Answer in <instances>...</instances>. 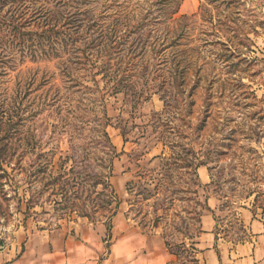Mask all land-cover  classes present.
Here are the masks:
<instances>
[{
    "label": "rangeland",
    "instance_id": "374dc122",
    "mask_svg": "<svg viewBox=\"0 0 264 264\" xmlns=\"http://www.w3.org/2000/svg\"><path fill=\"white\" fill-rule=\"evenodd\" d=\"M0 89L39 107L2 161L0 250L91 227L106 247L127 221L196 264L208 194L225 235L244 198L264 215V0H0Z\"/></svg>",
    "mask_w": 264,
    "mask_h": 264
},
{
    "label": "crops",
    "instance_id": "0c3cea01",
    "mask_svg": "<svg viewBox=\"0 0 264 264\" xmlns=\"http://www.w3.org/2000/svg\"><path fill=\"white\" fill-rule=\"evenodd\" d=\"M197 172L201 182H209L205 166ZM258 198L250 195L234 207V223L229 227L235 230L226 236L215 219L219 196L212 193L204 197L196 239L197 264H264V215L256 205ZM116 216L118 219V213ZM91 229L82 235L34 231L25 236L22 246L0 250V264H169L163 239L147 235L127 221L118 223L117 228L111 226L113 240L106 247L104 240L92 237ZM127 242L126 253L118 251Z\"/></svg>",
    "mask_w": 264,
    "mask_h": 264
},
{
    "label": "trees",
    "instance_id": "16d2710c",
    "mask_svg": "<svg viewBox=\"0 0 264 264\" xmlns=\"http://www.w3.org/2000/svg\"><path fill=\"white\" fill-rule=\"evenodd\" d=\"M1 91H4V90L0 89V171L2 172L0 176H4L5 174H7V172L2 167V161L6 160V158L8 157H11L14 154V151L17 149L16 148L17 146L13 144V140H18V141L22 140V137L20 135L22 134L23 131L20 128L21 127L20 125L22 124V122L24 121L26 117H29L32 114L36 113L39 107H36L37 104L35 106H32L29 109V114L25 115V113H23V110H27V109H25V107H21L20 105V102H19L21 98L20 94L8 96V94H5V93H3L2 95ZM105 138L108 140L110 151L113 152L114 146L111 145L109 141V137L105 135ZM172 154L169 156V158L172 157V159H179V157H181L180 159L182 160L183 155H181V153L173 152ZM107 186L109 187V185ZM93 187L96 188V185H93ZM131 191L132 189L128 185L127 192L130 193ZM107 195H108V198H106V201H104V204H106V206H110L113 200H115V194L110 191V193ZM76 196L79 197L78 195ZM117 202L118 201H116L115 203L118 204ZM114 208H116V206ZM113 212H115V209H113L111 214H113ZM109 229H111L110 222H109Z\"/></svg>",
    "mask_w": 264,
    "mask_h": 264
}]
</instances>
